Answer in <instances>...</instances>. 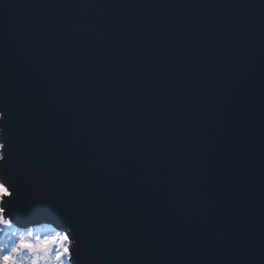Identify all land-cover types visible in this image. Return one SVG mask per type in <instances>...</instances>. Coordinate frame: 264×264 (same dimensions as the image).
I'll return each instance as SVG.
<instances>
[{
  "label": "water",
  "instance_id": "water-1",
  "mask_svg": "<svg viewBox=\"0 0 264 264\" xmlns=\"http://www.w3.org/2000/svg\"><path fill=\"white\" fill-rule=\"evenodd\" d=\"M0 81L20 108L25 177L84 184L102 240L117 205L143 204L213 247L241 232L251 249L158 264L264 260V0H0ZM18 221L58 225L44 211ZM123 230L135 242L142 217Z\"/></svg>",
  "mask_w": 264,
  "mask_h": 264
},
{
  "label": "snow or ice",
  "instance_id": "snow-or-ice-1",
  "mask_svg": "<svg viewBox=\"0 0 264 264\" xmlns=\"http://www.w3.org/2000/svg\"><path fill=\"white\" fill-rule=\"evenodd\" d=\"M21 143L19 105L0 81V264H158L208 252L226 253L241 260L251 253L247 237L241 232L223 236L220 247H213L216 242L205 239L199 230L189 231L179 225L170 228L147 217L143 204L137 208L117 205L113 230L102 240L99 224L88 228L80 210L92 197L87 187L60 176L47 182L28 179ZM162 207L158 210L161 216ZM42 211L57 218L56 228L41 225L37 230L19 225V216ZM130 215L141 216L145 228L135 242H130L123 230ZM259 241L264 242V229ZM259 254L264 255V248H259Z\"/></svg>",
  "mask_w": 264,
  "mask_h": 264
},
{
  "label": "rangeland",
  "instance_id": "rangeland-1",
  "mask_svg": "<svg viewBox=\"0 0 264 264\" xmlns=\"http://www.w3.org/2000/svg\"><path fill=\"white\" fill-rule=\"evenodd\" d=\"M48 228H53L52 226L46 225ZM35 228H37V230H39L40 226H35ZM23 230V229H22Z\"/></svg>",
  "mask_w": 264,
  "mask_h": 264
}]
</instances>
